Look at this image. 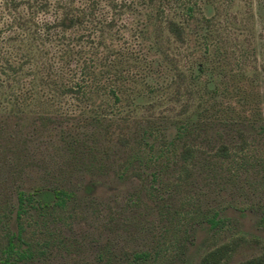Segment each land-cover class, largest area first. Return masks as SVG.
<instances>
[{"label":"rangeland","instance_id":"obj_1","mask_svg":"<svg viewBox=\"0 0 264 264\" xmlns=\"http://www.w3.org/2000/svg\"><path fill=\"white\" fill-rule=\"evenodd\" d=\"M161 4L184 27V43L171 37L168 49L182 77L151 53L154 72L141 78L145 62L131 50L137 41L145 50L154 43ZM27 10L19 8L25 24L18 27L0 0V59L12 51L16 63L23 61L18 78L34 95L20 117L0 110V238L17 189L58 186L73 193L64 208L23 216L34 244L30 264H131L133 252L149 253L138 264H199L233 242L222 264L264 253V0H72L73 14H92L86 27L64 31L71 35L70 60L69 50L60 54L65 45L38 36L54 7L36 17ZM75 56L87 60L99 82L89 102L68 107L59 98V109L41 101L54 91L41 82L48 66V82H65ZM0 81L1 107L17 83L3 72ZM146 82L162 86L149 90ZM246 93L255 106L244 102ZM100 109L102 120H92ZM240 134L242 153L214 154L220 144L237 149ZM184 145L198 149L187 174L179 156ZM11 213L7 227L14 229ZM213 215L216 228L207 222Z\"/></svg>","mask_w":264,"mask_h":264},{"label":"trees","instance_id":"obj_2","mask_svg":"<svg viewBox=\"0 0 264 264\" xmlns=\"http://www.w3.org/2000/svg\"><path fill=\"white\" fill-rule=\"evenodd\" d=\"M72 0H3L5 7L10 9V13H13V19L17 20V26L23 27L25 22L18 18L20 15L19 8L22 5H25L28 9L27 12L32 17H36L40 11L47 12L50 7H54L55 17L52 21L43 20L40 26L43 28L41 34L38 36L42 37L46 41H54L56 46L59 44L65 45L67 48H59L60 54L65 55L68 53V50L72 52V49L69 48L71 44V35L66 36L64 31L69 29H74L77 26L83 28L86 27V22L91 21L89 15L92 12L89 11H80L81 14H73L70 10V4ZM149 4H154L156 0H148ZM166 2H170V0H166ZM185 6V3H184ZM61 10V11H59ZM193 11L192 5L187 4L185 8V13L188 16H191ZM11 13V14H12ZM155 19V29L153 30V44H150L148 48L143 47L141 42L137 41L131 50V56L133 55L135 59L142 60L145 62V67H143V73H139L141 78H145L147 74H150L154 69L152 67L153 59L148 58V55L151 53H159L162 55V58L171 66L174 70L175 75L180 78L182 77L181 71L178 69L177 63L168 51L170 46L171 37L180 44L184 43V27L183 25L176 20L174 17H168L165 12L164 6L162 4L159 6L157 10H155L154 15ZM12 23L8 24V26ZM165 31L167 34H165ZM39 38V37H38ZM66 40V41H64ZM55 45L53 46L55 49ZM58 49V50H59ZM71 52L69 55V60L71 58ZM80 50H77L75 54L80 53ZM12 51H8L7 55L3 57L1 55V59L3 62H0V72H3L7 79L15 82L16 85L12 86L11 90L7 93H4L5 101L7 105H1V111H7L8 115H12L15 117H20L23 112L25 106L30 105L32 103V88L24 87V83L22 79H19V72L23 71V61L15 62L12 57ZM226 51H219V57H223L226 55ZM76 57V56H75ZM72 57V60L75 58ZM22 58L29 62V58L27 55H22ZM0 59V61H2ZM74 67L69 71H73L71 77L65 82H60L59 84L50 78V68L48 66V72L45 76V79H41L42 84L48 85V87L52 84L54 86V91L48 93L43 96L44 99H40L45 103H53L57 104V107H60V101L63 100V103H66L68 107H79L82 103H87L90 100L89 94L93 90V88L99 87V82L97 77L90 70V65H87V60L84 57L78 56L75 58ZM80 61V62H79ZM15 62V63H14ZM73 64V63H72ZM71 67V66H70ZM60 70L59 73H61ZM137 73H135V76ZM133 78V75H131ZM2 81H0V84ZM149 90H154L158 86H153L147 83ZM252 85V84H251ZM109 94L113 99V103L119 101V96L115 92L114 89L109 88ZM253 94V93H252ZM250 95L248 93L245 94L244 99L250 98L254 102V106L256 105L255 99L252 98L254 95ZM60 98V101H59ZM36 99V97H35ZM34 100V98H33ZM36 101V100H35ZM217 103V102H215ZM252 104V103H251ZM258 106V104H257ZM104 109L95 110L93 117H91L94 121L102 120ZM258 112V109H257ZM259 113V112H258ZM81 120H85L84 113L80 112ZM66 117H74L73 114L68 113L65 115ZM38 120L42 121H51V118L46 114H38L36 117ZM147 132V131H145ZM151 133V132H150ZM240 143L237 145V149L231 151V146L220 144L214 154L220 158H228L230 156L235 157L243 152L246 149V141L240 134ZM143 139V136H142ZM198 149L191 145H184L181 149L179 156L184 161L183 165V174H187L188 168L193 162L194 156ZM243 159V155L241 157ZM187 171V172H186ZM90 188V187H89ZM73 193L69 190H66L62 187L58 186H35L30 191H25L23 189L16 190V200L14 202H10V210L5 215L6 225L4 234L0 238V264H30L28 261L34 255V244L33 241L28 239L25 235V228L23 223V216L28 214L31 209H59L64 208L67 202L71 199ZM14 211V229L7 227V223L10 220L9 215H11ZM210 227L216 228L219 225V219L213 215L210 219L207 220ZM235 243H224L214 248L205 254L199 264H222L224 261L229 259L231 256V252L235 248ZM148 252H133L129 258L131 264L142 263L146 258H148ZM238 264H264V253L242 261Z\"/></svg>","mask_w":264,"mask_h":264}]
</instances>
